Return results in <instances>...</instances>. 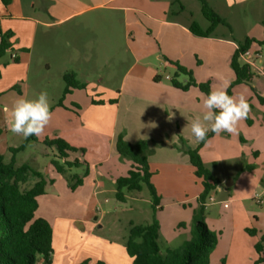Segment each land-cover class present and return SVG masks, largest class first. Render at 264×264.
Segmentation results:
<instances>
[{"label": "crops", "instance_id": "obj_1", "mask_svg": "<svg viewBox=\"0 0 264 264\" xmlns=\"http://www.w3.org/2000/svg\"><path fill=\"white\" fill-rule=\"evenodd\" d=\"M251 1L253 0H223L224 4L218 2V5L208 1V4L230 22L223 15L222 7L242 6ZM256 1L251 9L259 13L255 23L251 24V29L246 31L251 35H245V37L262 39L264 37V0ZM171 4L170 0H9L8 4L0 0L1 31L12 33L10 37L12 46L8 50L13 49L10 57L15 54L16 62L25 66L24 80H27L28 76L34 72L33 65L41 63L47 70L54 65L62 81L65 72L73 71L77 78L86 84L85 88H72L62 97L65 86L63 82L58 99L50 109L61 110L68 116L76 113L77 118L70 119L68 123H53L55 125L46 131L45 137H60L71 146L83 148L82 154L70 152L66 159L78 158L79 161L84 162L86 161L84 158L86 143L83 140H87L86 142L91 145L92 140L98 138L106 140L109 144L108 154L98 163L107 166L98 168L96 165L86 163L88 173L82 177V184L73 190L69 188L66 178L75 174L73 167L67 169L65 174H60L55 171L49 161L47 174H44L47 180L51 181H48L45 186L46 193L37 197L38 207L35 216L43 217L50 222L52 257L54 252L59 254L63 264H75L87 258L84 254L75 261V255H70L71 259H68V254L70 250L75 253V244L76 246L84 245L90 238L89 232L86 235L84 231H91L93 225H99L100 219L93 205V202H97L96 194L103 191L104 179L115 185V179L126 175L131 167L132 162L121 157L114 148L119 132L123 129L125 132L127 130L125 119L129 106L134 104L137 108L136 111L139 114L135 120L137 129L145 130V132L142 131L143 134H138V131L136 137L128 139L129 142L133 143L141 138L150 140L156 136L154 131L156 127L159 130H166L163 145L148 157L149 167L153 172L150 181L155 189H157L155 179L160 174V167H157V164L165 166V171L172 172L171 174L176 176L181 172L179 162L189 163L186 149L195 147L199 143L192 141L191 135L185 133L176 135V131H170L169 127L173 128L176 125L180 127V123L188 125L187 120L190 121L194 115L203 111L202 101L206 94L196 86L182 90L164 82L157 62L159 67H166L168 64L175 66L171 62L176 61L193 69V76L197 82L209 81L210 85L217 87H222L225 82L229 84L234 77L231 67L224 75L216 73L203 75L199 72L203 61L199 57L200 40H197L203 38L209 41L211 49H220L222 51L220 55L224 56L225 62L230 64L231 55L238 45L233 35L223 33L213 35L220 25H223L219 24L210 35L195 36L189 30V24L194 20L182 22L178 19V15H170ZM12 19L22 20V26L5 22ZM230 25L232 26V23ZM177 33H181L187 41L178 40ZM256 45L258 44L250 47L251 53L258 52L255 49ZM126 53L130 54L131 59L120 70L115 66L124 61ZM240 58L244 62V59ZM154 61L156 63H153ZM258 61L260 59L251 65V68L256 76L257 72L264 76V66L258 65ZM154 76H159L160 79L154 81ZM256 76L252 82L256 80L260 87L259 92L264 98V78ZM169 78L165 76V79ZM80 90L88 96L84 105L77 103L74 98V95L77 97L81 93ZM66 97H70V105L66 104ZM108 99H114L115 102L108 103ZM59 100H61L60 104ZM93 100L103 102L95 103ZM257 110L263 115L261 126L255 130L254 119L248 118L246 121L249 127L242 129L243 121H240L237 127H240L242 131L233 133V136L237 135L243 143L250 142L251 147L247 153L252 156L248 158H253L259 165L257 159L262 157L261 165L264 170V109L261 111L257 108ZM223 134L224 132L221 133ZM182 137H186L185 140L188 139L184 145L186 147L183 146L182 151L176 152L175 145H178L176 142ZM95 144L99 145L97 142H94V146ZM205 144L206 141L200 149L202 160L205 153L201 151ZM9 147L11 146L7 145L8 149ZM159 149L162 153L158 151ZM254 163L253 166H255ZM82 173L83 171L80 175ZM87 183H90L91 191L88 199H81L79 197L81 188L78 187H83ZM233 183L234 181H231V185ZM216 189L222 190L219 184ZM255 194L258 197L255 198ZM249 197L256 203L262 202L257 191L250 193ZM79 206L83 209L82 215L75 214V207ZM109 251L110 260L120 259V264H133L124 245L119 248L113 246ZM53 262L51 258V264ZM36 264H41V260L39 259Z\"/></svg>", "mask_w": 264, "mask_h": 264}, {"label": "rangeland", "instance_id": "obj_2", "mask_svg": "<svg viewBox=\"0 0 264 264\" xmlns=\"http://www.w3.org/2000/svg\"><path fill=\"white\" fill-rule=\"evenodd\" d=\"M206 1H209L211 4L215 3L218 5V2L224 4L223 0ZM170 2L172 4L169 14L178 15L180 21L194 20L203 29L209 25L208 20L201 13V5L198 0H170ZM255 2L257 1L253 0L244 3L242 6L232 8L223 6L222 13L229 19L230 22H227L230 27L224 24L220 25L219 29L213 35L219 33L232 34L233 39L237 43L242 42L245 35H251L246 31L251 29V24L255 23L257 14L259 13L251 9V6ZM182 7H184V10H182ZM5 22H10V24L17 26H22L23 24V21L19 19H12ZM5 22L3 23L6 24ZM230 23H232V26ZM177 39L187 41L181 33H177ZM197 40H200L198 49L201 54L199 57L203 61V64L199 67V72L203 73V75H210L212 73L224 75L225 72H229L228 68L230 69V64L229 62H225L224 56L220 55L222 51L220 49H211L209 41H205L203 38ZM255 49L260 55L257 57V59H260L257 64L264 66V44L256 45ZM13 51V49L7 50L0 57V154L3 155L5 162H9L13 155L15 164L27 163L43 174H47L49 161L55 158L54 154L56 153V149L42 143L45 135H47L46 131L55 125L53 123H68L70 119L75 120L77 115L75 113V115L68 116L67 113H63L61 110L53 111L50 109L51 118L40 136L36 137L35 141H28L21 150L15 153L10 151L7 145L17 147L24 140L22 135L13 134L8 130L6 115L13 102L18 97L32 98L43 91L47 93L49 105L52 107L58 99L59 89L64 82L54 65L47 70L41 63H38V65L34 64V72L28 76L27 80H24L26 72L25 66L21 63L14 62L10 57ZM130 59V54L126 53L124 55V61L122 60L115 67L120 70L123 69ZM240 61L243 60L240 58ZM153 63H156V61ZM157 63L160 73L163 75L164 82L171 84L172 77H176L180 82H185L187 79V75L178 73L175 66L168 64L166 67H159V62ZM185 67L191 70L194 75L193 69L187 66ZM176 73L178 74L174 76ZM165 76L170 78L165 79ZM256 77L264 78L258 72ZM209 88H217V86H212L209 82ZM259 90L260 87L257 85L256 80L232 88V96L239 97L240 95H244L249 103V113L247 118L242 120V129L249 127V123L246 121L248 118L254 119L255 130L263 123V115L257 110V108L261 111L264 109L262 107L264 102L262 103L259 99L263 95ZM79 92L81 93L77 97L74 95V98L77 103L84 105L83 103L88 96L81 90ZM69 98L66 97L65 99L67 105H70ZM109 100L111 99L107 100L108 103H110ZM136 109L134 104L129 106V112H127L125 119L127 130L125 132L123 129L119 132L127 141L128 139L136 137L138 131V134L145 132L141 128L137 129L135 120L139 114H137ZM119 125H121L120 122ZM166 125L168 127L167 123ZM169 129L170 131H176V135L183 133L191 135L189 125L183 123L182 125L180 123V127L176 125L172 128L170 126ZM242 129L237 127V131L234 134L240 133ZM154 131L156 136H153L150 140L143 138L148 140L150 144V150L147 154L148 157L154 154L156 149L160 148L164 143V139H166L165 129L159 130L156 127ZM182 138L176 142L178 143V145H175L176 152L182 151V147L185 145L186 140H188L184 139L186 137ZM83 141L86 143L84 154L85 162L89 165H96L98 168H102V166L106 167L107 165L98 164L109 152V144L106 140L94 138L91 145L86 142L87 140ZM93 141L99 145L95 144L94 146ZM192 141L195 140L192 139ZM250 147V142L243 143L238 139L237 135L233 136V133L229 134L224 132L223 135L221 133L220 135L214 134L208 138L204 149L201 151L205 153L204 165L211 171L213 176L219 179V186L222 189L221 191L214 189L210 192L209 196L213 197V201L207 198V204L201 216L208 228L215 235V246L211 252L210 264H252L256 254L253 243L264 233V170L261 165L262 157L257 159L259 165H257L253 158L249 159L248 157L252 156L250 153L249 155L247 153ZM158 151L160 152V149ZM253 163L255 166H253ZM179 166L181 167L180 174L177 171L176 174L178 175L173 176L171 171V173L165 171V166L157 164V167H160V174L155 179L157 182V189L155 191L159 198L157 207H153L151 193L145 183H142V188L139 191L123 190L125 199L120 201L115 197L116 186L114 183L104 179L103 191L96 194L97 202H93L97 217L100 219L99 225H93L91 231H84L86 235L89 232L88 235H90V238L84 245L78 244L76 246L75 244V253L70 250L68 259H71L70 255H75L76 261L86 254L87 258H83L75 264H95L98 261L103 262V264H116L117 262L120 264V259H117L118 261L110 260V255H108L110 248H113V246L119 248L124 245L129 234L130 221L134 224H144L150 222L153 217L159 224L157 242L161 252H165L167 248H178L185 239L189 238L193 209L197 207L196 196L202 190V185L194 175L189 163L179 162ZM84 168L85 165L73 167V172L80 175L84 171ZM228 179H232L234 183L229 186L226 185ZM31 183L32 180L22 186L26 188ZM78 188H81L79 189V197L81 199L89 196V192L91 191L90 183ZM253 191H257L260 194L262 198L260 204L249 197V194ZM224 204L226 205L224 206ZM82 211L83 209L80 206L75 207V214L82 215ZM92 223L94 222L92 221ZM180 223H184L185 225L182 226ZM245 228H254L256 235H249L245 231ZM1 232L2 227L0 226V234ZM61 259L62 257H59V254H55L54 252V256L52 257L54 262L52 264H63ZM85 259H88L87 262H82Z\"/></svg>", "mask_w": 264, "mask_h": 264}, {"label": "trees", "instance_id": "obj_3", "mask_svg": "<svg viewBox=\"0 0 264 264\" xmlns=\"http://www.w3.org/2000/svg\"><path fill=\"white\" fill-rule=\"evenodd\" d=\"M201 5V13L208 20L209 25L203 29L196 21L189 24L190 32L199 37H205L212 33L219 24L228 27V22L215 11L206 0H198ZM8 4L9 0H3ZM264 26V20H263ZM10 31L0 29V57L11 48ZM253 44H264V37L256 39L246 36L239 42L230 58V67L234 77L228 84V94L232 95V88L240 83H251L256 73L251 66L240 61V56L249 50ZM17 61L16 59L14 60ZM177 72L187 75L185 82H180L176 77L171 78V84L179 89L187 90L190 86H196L205 94L209 91V82H197L192 71L176 61H172ZM176 73L174 76H176ZM64 90L62 97L71 91L72 88H85L86 84L80 81L76 73L68 71L63 74ZM159 76L153 80L158 81ZM62 99V98H61ZM264 102L263 97H259ZM114 99L109 102H114ZM95 103H102V100H93ZM61 103V100L58 102ZM1 133V130H0ZM214 133L209 132L204 141L199 142L195 147L186 149L188 161L193 167L194 175L200 179L202 190L196 196L197 207L193 209L192 223L189 229V238L185 239L178 248H167L161 252L158 245L159 224L153 217L148 223L134 224L130 221L128 237L124 243L127 254L132 258L133 264H210L211 252L215 246V235L208 228L202 219L206 206V200L211 191L216 189L220 183L219 179L213 176L211 171L204 165L200 155V149L205 141ZM36 136L24 138L22 144L17 147H9L15 153L21 150L28 141H35ZM42 143L56 149L55 158L50 160L51 165L57 173L65 174L66 170L72 167L85 165L81 175L72 174L67 176L70 189H75L82 184V177L88 173L86 162L78 158L67 160L68 153H83V148H77L68 144L60 137H45ZM115 151L123 158L130 160L131 167L126 175L115 179V197L123 201L125 199L123 190H141L142 183H145L150 190L153 207H157L159 198L155 188L150 181L153 172L150 170L148 152L150 144L148 140L138 139L135 142L127 141L122 134H118L114 143ZM32 180V183L24 188L22 185ZM48 181L42 172L27 163L15 164L13 155L9 162H5L0 154V264H36L39 259L41 264H51L53 255L52 247V226L43 217L35 216L38 207L37 197L46 193L45 186ZM184 226V223H180ZM249 235H256L254 228H245ZM256 257L252 264H264V233L254 243ZM88 259L82 262H87ZM95 264H103L98 261Z\"/></svg>", "mask_w": 264, "mask_h": 264}, {"label": "clouds", "instance_id": "obj_4", "mask_svg": "<svg viewBox=\"0 0 264 264\" xmlns=\"http://www.w3.org/2000/svg\"><path fill=\"white\" fill-rule=\"evenodd\" d=\"M228 83L222 87L210 88L203 98V111L194 115L187 124L191 137L196 142L204 141L209 132L235 133L240 121L249 113V103L244 95L228 94ZM51 118L47 93L41 91L32 98L18 97L8 110L6 122L13 134L39 137Z\"/></svg>", "mask_w": 264, "mask_h": 264}, {"label": "built area", "instance_id": "obj_5", "mask_svg": "<svg viewBox=\"0 0 264 264\" xmlns=\"http://www.w3.org/2000/svg\"><path fill=\"white\" fill-rule=\"evenodd\" d=\"M260 56L258 54V52H255V53H251L250 50H246L240 57H242L244 59V62L248 63L250 66L251 65H254V63L258 60L257 57ZM11 58L12 59H15V54H12L11 55ZM254 197H258L257 194L254 195ZM210 201H213V197L212 196H209L208 197ZM207 204V203H205Z\"/></svg>", "mask_w": 264, "mask_h": 264}, {"label": "water", "instance_id": "obj_6", "mask_svg": "<svg viewBox=\"0 0 264 264\" xmlns=\"http://www.w3.org/2000/svg\"><path fill=\"white\" fill-rule=\"evenodd\" d=\"M231 179L229 181L226 182V185H231Z\"/></svg>", "mask_w": 264, "mask_h": 264}]
</instances>
